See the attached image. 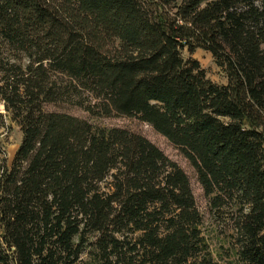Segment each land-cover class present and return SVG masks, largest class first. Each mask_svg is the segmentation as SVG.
<instances>
[{"label":"trees","instance_id":"obj_1","mask_svg":"<svg viewBox=\"0 0 264 264\" xmlns=\"http://www.w3.org/2000/svg\"><path fill=\"white\" fill-rule=\"evenodd\" d=\"M0 99L22 133L10 166L0 147V264H219L176 162L47 104L151 125L264 264V0H0Z\"/></svg>","mask_w":264,"mask_h":264},{"label":"rangeland","instance_id":"obj_2","mask_svg":"<svg viewBox=\"0 0 264 264\" xmlns=\"http://www.w3.org/2000/svg\"><path fill=\"white\" fill-rule=\"evenodd\" d=\"M184 59L191 57L198 60L201 68L205 70L207 78L217 84H225L227 79L222 68L217 66L211 53L205 49L197 48L189 52L186 48L182 50ZM48 111H64L71 115L85 119L93 125L103 127H119L131 132L138 133L146 137L155 144L172 161L176 162L188 175L190 186L194 195L195 204L202 216V232L209 245L214 259L219 264H241L230 249V232L228 230L230 213L227 210H215L210 208L209 197L197 180L194 168L183 156L180 149L172 144L166 137L158 133L148 123L137 117L112 114L110 116L92 115L79 106L69 105H44ZM0 114L4 125L0 127V147L4 150V160L7 166L11 165L14 153L21 140L20 126L10 119V115L4 109L0 99ZM88 259L86 254L82 255V260ZM80 264V263H79ZM91 264H99L94 261Z\"/></svg>","mask_w":264,"mask_h":264}]
</instances>
